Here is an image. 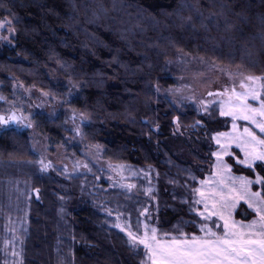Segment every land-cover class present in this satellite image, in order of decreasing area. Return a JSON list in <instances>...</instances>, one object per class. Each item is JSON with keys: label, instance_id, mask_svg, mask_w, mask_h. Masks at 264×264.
Segmentation results:
<instances>
[{"label": "trees", "instance_id": "trees-1", "mask_svg": "<svg viewBox=\"0 0 264 264\" xmlns=\"http://www.w3.org/2000/svg\"><path fill=\"white\" fill-rule=\"evenodd\" d=\"M0 5V20L11 13L17 21L10 45H0V95H9L15 80L48 91L49 74L67 83L73 77L82 87L74 89L67 106L87 116L85 141L102 146L111 163L147 173L114 189L93 175L42 173L26 132L15 126L2 131L0 264H139L103 210L135 220L148 207L160 229L195 219L186 202L197 186L190 173L197 181L205 177L211 134L229 127L217 109L208 118L191 110L179 113L155 88L172 86L167 65L179 52L264 75V0H0ZM178 5L190 7L177 13ZM188 16L192 22L181 19ZM36 120L42 133L58 140L67 132L61 116ZM226 160L234 174L254 178L233 158ZM241 209L246 211L239 206L237 219Z\"/></svg>", "mask_w": 264, "mask_h": 264}, {"label": "snow or ice", "instance_id": "snow-or-ice-1", "mask_svg": "<svg viewBox=\"0 0 264 264\" xmlns=\"http://www.w3.org/2000/svg\"><path fill=\"white\" fill-rule=\"evenodd\" d=\"M188 7L190 6L178 5L177 13ZM181 19L186 22L193 21L192 16ZM207 19L211 20V17ZM16 22L11 13L10 18L0 20V41L11 43L16 33ZM5 30L8 33L6 36L2 34ZM80 87L81 83L69 77L66 92H44L42 95L46 98L45 102H53L57 106L70 105L74 89ZM239 89L233 87L221 93H209L210 96L220 97L215 101L220 105L219 114L222 117H230L232 126L230 132H216L211 137L218 148L211 152L215 162L209 161L210 175L198 181L199 187L192 188L191 201H186L191 212L199 219L178 223L173 229L163 232L145 222L141 232L139 226L133 231L131 224L122 225L119 222L120 216H117L114 227L126 233L129 249L140 257L139 264H264V76L242 77ZM156 91H160L159 86ZM169 91L174 96L173 103L182 107L185 98L175 97L179 90ZM76 115L73 110L74 120ZM79 116L81 124L88 119L84 113H79ZM237 121L246 122L242 131ZM174 123L178 124V119L174 120ZM12 126H17L18 129L32 128V114L17 115L15 111L10 114L0 113V131L8 130ZM76 134L83 141L84 133L77 129ZM232 145L239 149V153L230 151ZM101 151L102 146L88 144L85 155H98ZM225 157L236 159L237 164L255 173L254 179L233 175L232 166L225 162ZM38 163L41 165V171L51 167V164L45 165L43 160ZM78 166L91 171L87 163ZM109 167L118 171L125 166L110 164ZM189 178L193 183H197L195 175L190 173ZM254 186H258L255 191ZM240 201L247 205L248 214L253 217L251 220L234 218L233 211ZM108 215H112L111 210H108ZM145 219L147 220V217Z\"/></svg>", "mask_w": 264, "mask_h": 264}, {"label": "rangeland", "instance_id": "rangeland-1", "mask_svg": "<svg viewBox=\"0 0 264 264\" xmlns=\"http://www.w3.org/2000/svg\"><path fill=\"white\" fill-rule=\"evenodd\" d=\"M3 35H8L5 30ZM0 45H10V43L6 41H0ZM223 69V71H220ZM167 73L168 76L172 79V86L170 87H159L160 91L156 93L162 97L166 98L170 104L175 107V109L179 113H185L188 110L194 111L196 115L202 116L204 118H208L209 114L213 111V109H217L219 114L220 105L215 103L220 97L213 95L210 96L209 93H221L224 92L225 89H232L236 87L239 89L240 79L244 76L253 75L249 74L246 71L239 69L237 67H230L229 65H224L220 63H216L211 60H207L205 58L190 55L185 53H177V56L174 60L170 61L167 65ZM254 76H264V75H254ZM49 80L51 83V88L48 91H43L35 86L26 87L22 85L19 81L15 80L12 83L11 91L9 95H0V113L2 114H10L11 111H15L17 115L23 114L28 116L30 113L32 114V128H20L17 126L15 128L19 131H25L28 144L32 150V152L37 156L38 162L43 160L45 165L51 164V167L47 168L46 171H54L58 172L60 177L68 178L70 176L75 175H93L97 183H105L108 189H114L119 187L120 185L131 184L130 179L135 177H145L147 173H143L141 171H135L126 166L123 169L118 171H113L109 165H121L114 164L104 158V150L97 154H88L85 155V149L88 144H96V143H88L83 139L81 141V137L76 134L77 129L83 131V127L86 123L81 124V118L79 116V111H76L77 115L75 120L73 119V108H70L67 105H54L53 102H45L46 98L42 95L44 92H54L56 94H62L67 91V82L59 78L55 74H49ZM235 81V83H234ZM170 89H177L178 92L175 93V97H184L183 106L177 107L176 103H173L174 96L170 93ZM226 98V97H225ZM205 105H207V109H205ZM15 106V107H13ZM36 116H46L48 119H55L58 117H62V128L67 131L66 133L60 132L58 140L57 137H51L49 134L42 133L40 131V126L36 120ZM219 117L224 120L223 126L226 124L225 122H229V127L227 130L223 132H230L232 126V120L230 117H222L219 114ZM226 120V121H225ZM246 122L237 121V125L242 131L243 126H245ZM195 130L199 132V127L202 124L199 122L195 123ZM198 126V127H196ZM179 131V126L175 123V132ZM203 131V130H202ZM2 131H0L1 133ZM197 132V133H198ZM204 132V131H203ZM195 133V132H193ZM195 133V135H197ZM216 133V132H215ZM212 133L211 137L215 134ZM187 137H185L188 142L191 140L190 136L192 133H187ZM198 140V138H197ZM198 141H201L198 140ZM206 141L205 137L202 142ZM211 144L213 145V151H216L218 146L215 141L211 139ZM99 145V144H98ZM180 149V153L184 155V159L189 158L188 151H183L181 146L177 144ZM237 151L239 153V149L235 148V145H232L230 151ZM212 158V162H215V158ZM225 157V162L228 163ZM232 158V157H230ZM242 158V154H241ZM236 163V159H234ZM84 163L89 165L91 171L82 166ZM230 164V163H228ZM237 164V163H236ZM241 167L243 165L237 164ZM40 172L46 173V171H41V165L38 163ZM235 176H244L237 175ZM210 171L205 175L209 176ZM204 177V178H205ZM255 177V175H254ZM203 178V179H204ZM254 179V178H253ZM199 181V180H198ZM197 181V186L199 187V183ZM258 186L253 187V191L257 190ZM239 206H244L245 210H239V219L236 218V212L239 209ZM103 212L108 213L107 210H103ZM143 213V215H142ZM195 216V219H199L196 217L195 213H191ZM120 216L119 222L122 225L131 224L132 230L135 231L139 226V230L143 231V224L145 222L149 223L150 226L158 227L159 223L157 218L153 216L152 212L147 207L142 211L139 215V218L135 220H130L128 216H125L119 212L112 213L110 216L114 225L117 223V216ZM234 218L236 220L247 219L251 220L253 217H248L247 205L240 201L238 207L233 211ZM147 217V220L145 219ZM139 221V225H138ZM177 225V223H173V225L160 229L163 231H169L173 229V226ZM121 234L124 235L126 241L128 240L125 232H121L120 229L114 227ZM140 257H138V261Z\"/></svg>", "mask_w": 264, "mask_h": 264}]
</instances>
